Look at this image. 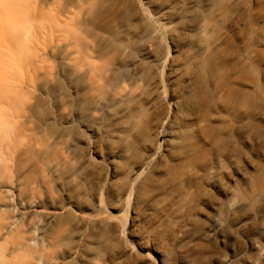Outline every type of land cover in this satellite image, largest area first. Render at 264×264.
<instances>
[{"label":"rangeland","instance_id":"obj_1","mask_svg":"<svg viewBox=\"0 0 264 264\" xmlns=\"http://www.w3.org/2000/svg\"><path fill=\"white\" fill-rule=\"evenodd\" d=\"M175 1L0 0V123L3 125L0 129V217L4 216L1 209L9 208L15 221L24 223L28 237L35 238L31 240L32 245L39 241L48 246L54 244L49 246L45 261L33 263L29 257L16 255L8 257L11 264H88L89 258L93 264H250V260L264 264V238L256 231L249 208L243 205L227 216L206 218L204 223L210 231L178 233L182 222L193 217L202 201L210 196L205 188L190 190L180 201L176 194L163 195L165 183H157L140 196L135 191L125 209L121 201V180L114 177V170L115 165L126 168L128 162L123 158L115 164L110 162L113 151L120 146L105 144L112 129L110 115L102 126L103 135L92 137L100 146L92 152L83 144L69 150L66 138H56L63 131L66 114L63 102H67L69 92L63 76L65 62L69 61L63 53L64 38L76 34L86 39H108L118 23L117 15L130 4L140 7L145 26L167 46L171 26L160 20L159 13ZM238 4L249 5L255 20L252 29L238 36L241 50L234 49L229 59L235 67L238 56L248 46L247 40L251 39L250 51L258 68L246 74L231 70L222 82L225 89L233 84L248 88L254 79L258 87L255 108L264 113V0H240ZM243 17L245 13L240 11L238 18ZM132 21L133 15H127L120 22ZM75 85L83 87L79 82ZM82 92L78 96L71 91L72 102L87 96V90ZM238 103L229 102L225 109L232 111ZM89 157L93 164H87ZM100 160L104 167L97 164ZM53 165L58 166L56 175L49 172ZM263 165L264 129L254 147L244 142L241 152L225 164V172L230 176L225 174L221 179L227 183L229 195L237 188L248 187V177ZM150 169L147 168L138 186ZM71 173L73 178L68 177ZM104 178L107 184L102 188L103 208L94 213L96 190ZM59 180L65 181L64 189L58 185ZM192 183L205 184V180L197 177ZM220 197L228 202L226 195ZM20 200L28 204L36 202V206L47 210L68 205L71 214H98L102 219L100 233L90 243L91 228L82 224L66 225L60 230L58 222L48 223L40 213L33 215L34 212L29 222L22 213ZM135 219L137 231L144 234L143 242L153 259L142 257V249L135 242L136 251H129L115 233V226L120 224L132 241L128 231ZM233 229L240 234L236 236ZM7 232L8 228L0 232L1 241ZM5 245L7 252H11L13 244ZM75 250L80 254L71 255ZM162 255L166 261L161 259Z\"/></svg>","mask_w":264,"mask_h":264},{"label":"bare ground","instance_id":"obj_2","mask_svg":"<svg viewBox=\"0 0 264 264\" xmlns=\"http://www.w3.org/2000/svg\"><path fill=\"white\" fill-rule=\"evenodd\" d=\"M239 1L177 0L161 8L160 20L171 26L167 46L145 26L140 7L130 4L117 15L118 23L108 39H86L72 34L62 44L63 53L69 58L63 72L69 92L67 102H63L66 113L63 131L56 138H66L69 150L83 144L92 152L100 147L92 137L103 135L102 126L111 116V134L105 144H120L113 151L112 164L122 158L128 162L126 168L115 165L114 170V177L121 180L125 209L135 191L140 196L157 183H165L163 195L176 194L180 201L190 190H209L210 196L202 201L198 211L180 225V235L210 231L204 223L206 218L227 216L243 205L249 208L256 231L264 238V165L248 177V187L237 188L231 195L227 183L221 179L225 174L230 176L225 172V164L241 152L242 144L254 147L264 129V113L255 108L256 81L252 79L248 88L233 84L227 89L222 82L231 70L246 74L258 68L250 51L251 39L247 40L248 46L238 56L235 67L229 59L234 49L241 50L238 36L252 29L255 20L249 5L238 4ZM240 11L245 13L242 19L238 18ZM127 15H133L134 21L120 22ZM76 82L83 87L78 88ZM83 90L88 91L87 96L72 102L71 91L82 96ZM233 101L239 102L238 106L226 110ZM83 111L86 113L82 114ZM87 164H93L92 158L87 159ZM97 164L104 167L102 160ZM147 168H151L149 174L138 186ZM49 172L56 175L58 166H51ZM68 177L73 178L74 173ZM197 177L205 180V184L192 183ZM101 183L96 190L94 213L103 208L101 195L106 178ZM58 185L62 189L66 186L64 180H59ZM220 195L229 197L228 202ZM19 205L29 222L34 212L33 215L40 213L48 223L58 222L60 230L66 225L82 224L91 228L90 243L100 233L102 219L98 214H71L68 205L47 210L25 200H20ZM1 210L4 216L0 217V232L4 228L8 232L4 241L0 238V264H11L8 257L16 255L29 257L33 263L45 261L54 244L49 247L39 241L32 245L35 238L28 237L24 223L15 221L11 209ZM115 227V233L129 251H136V243L142 249V257L153 259L143 242L144 234L137 231L136 219L128 231L133 242L128 239L126 229L120 224ZM237 231L232 232L237 236ZM3 242L13 244L11 252H7ZM78 254V250L71 253ZM161 259L167 260L165 255ZM91 260L87 259V263L93 264Z\"/></svg>","mask_w":264,"mask_h":264}]
</instances>
